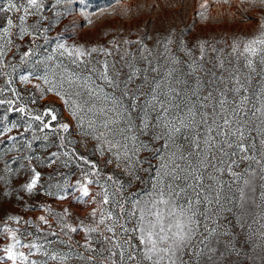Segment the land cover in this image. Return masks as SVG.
Instances as JSON below:
<instances>
[{"label": "snow or ice", "instance_id": "1", "mask_svg": "<svg viewBox=\"0 0 264 264\" xmlns=\"http://www.w3.org/2000/svg\"><path fill=\"white\" fill-rule=\"evenodd\" d=\"M240 2L264 8V0ZM46 10L45 0H0V106L26 117L10 125L0 118V145L10 142L0 148V181L26 173L13 191L31 195L43 188L34 162L74 165V182L56 171L62 180L43 194L90 211L76 221L69 207L41 205L48 215L38 220L47 228L28 233V242L6 228L0 264H244L253 257L240 247L237 228L258 237L264 251V16L256 34L225 48L207 40L189 46L173 34L150 46L147 33L86 47L50 35L67 8L54 12V22ZM14 73L20 85L59 98L68 118L55 107H28L36 98L17 91ZM20 128V139L10 135ZM90 144L99 162L78 151ZM37 253L44 259H30Z\"/></svg>", "mask_w": 264, "mask_h": 264}, {"label": "rangeland", "instance_id": "2", "mask_svg": "<svg viewBox=\"0 0 264 264\" xmlns=\"http://www.w3.org/2000/svg\"><path fill=\"white\" fill-rule=\"evenodd\" d=\"M47 10L45 15L49 16L54 22V12H63L68 9V16L62 18L61 23L57 25L50 35H55L60 32L63 38L69 43H78L86 47L105 45L113 37L122 39L128 37L137 39L138 37L151 36L152 40L148 41L150 46H153L157 39H162L169 34H173L174 40L183 39L189 46H192L197 40H207L214 43L218 48H225L226 44H230L234 39H246L256 34L258 29V21L264 16V8L260 7L258 2L255 5L249 3H241L240 0H84L87 4V9L81 4V0H70L69 3L56 6L55 0H45ZM202 5H207V8L202 9ZM106 8L108 11L101 14L100 9ZM95 13L89 17H85L84 12ZM200 11L205 12V16L198 15ZM15 19V17H14ZM89 19L91 23H89ZM75 23H72V21ZM4 22L3 14H0V24ZM145 39L147 37L145 36ZM42 43V41H40ZM175 48V45L173 46ZM18 63V57L16 61ZM23 74V70H21ZM14 86L17 91L25 97H35L36 103H29L28 107L43 111L44 107H55L58 112L63 113L65 119L68 118L67 112L64 110L63 102L53 94L49 93L40 96V93L33 85H20L18 75L13 74ZM35 83V81L33 82ZM4 84V78L0 77V86ZM6 98H12L10 92L4 94ZM7 106H0V118L7 115L9 117L7 123L15 120L20 122L26 117L20 114L5 113L4 109ZM10 114V115H9ZM23 128L14 129L10 135H16L20 139L18 132H22ZM26 137H30L31 133H25ZM8 143L0 145V148L5 147ZM37 141L33 147L35 155H39V145ZM56 150L55 148L50 151ZM78 151L81 154L88 156L90 159L100 161L101 158L94 154L91 146L86 149L82 145L78 146ZM15 155L10 153L9 156ZM10 166L13 168L19 167V161L13 163L8 157ZM37 170L42 173L43 188L40 192H34L29 195L25 192L13 191V188L19 189L25 182L26 173L9 176V183L5 184L0 181V249L10 243L7 239L6 228L19 230L18 234L28 242L33 237L28 236V233L39 235V228H47L38 220L40 215H48L45 213L41 205H49L54 211H61L64 207H69L73 213L72 220L78 221L87 215L90 211V206L79 205L75 202L57 201L54 197H48L43 194V190L47 189L50 183H55L57 180H62L61 177H56L55 172L60 171L70 177L74 182L77 178L73 173L77 170L73 165L70 168H47L41 167L34 162ZM109 166L106 171H112ZM118 171V170H117ZM3 161H0V175H4ZM49 174H53L54 179L49 181ZM4 191H9L11 194L7 197L3 196ZM23 199H17V196ZM257 203H259V189L257 190ZM9 216H17L20 218L19 223L14 220H8ZM31 221L32 223H25ZM54 230H58L54 227ZM255 230V226H254ZM82 235V234H81ZM237 240L240 241V247L253 259H245L244 264H262L260 257L264 256V251L259 247L258 237L253 236L249 239L247 229H236ZM80 239V236H75ZM54 239V238H53ZM4 252L0 251V258L4 257ZM30 259L43 260L44 257L37 253ZM11 264V262H7Z\"/></svg>", "mask_w": 264, "mask_h": 264}, {"label": "trees", "instance_id": "3", "mask_svg": "<svg viewBox=\"0 0 264 264\" xmlns=\"http://www.w3.org/2000/svg\"><path fill=\"white\" fill-rule=\"evenodd\" d=\"M11 114H18V113H15V112H13V113H11ZM10 115V114H9ZM35 146V144L33 145V147Z\"/></svg>", "mask_w": 264, "mask_h": 264}]
</instances>
